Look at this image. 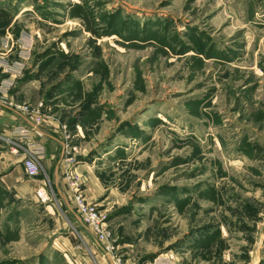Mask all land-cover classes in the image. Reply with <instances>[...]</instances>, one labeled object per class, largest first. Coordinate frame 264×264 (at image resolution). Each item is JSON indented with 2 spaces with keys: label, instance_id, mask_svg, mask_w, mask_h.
<instances>
[{
  "label": "rangeland",
  "instance_id": "1",
  "mask_svg": "<svg viewBox=\"0 0 264 264\" xmlns=\"http://www.w3.org/2000/svg\"><path fill=\"white\" fill-rule=\"evenodd\" d=\"M9 27L34 37L9 98L33 119L1 104L0 264H94L54 167L17 179L15 112L64 141L66 194L106 218L120 264H264V0H0Z\"/></svg>",
  "mask_w": 264,
  "mask_h": 264
},
{
  "label": "crops",
  "instance_id": "2",
  "mask_svg": "<svg viewBox=\"0 0 264 264\" xmlns=\"http://www.w3.org/2000/svg\"><path fill=\"white\" fill-rule=\"evenodd\" d=\"M17 17H18V15H17ZM10 29H13V28H11V27L6 28L5 32L10 31ZM5 32L0 37V51H1L0 57L5 58L4 62H12L14 56H12V54L9 53L10 50H8L7 52H2V51H4L3 46H2V42H3L2 38H3V35L5 34ZM2 55H4V56H2ZM10 111L14 112V110H10L9 108L3 107L0 104L1 114H3L4 112H10ZM15 113H16V115L14 113L11 114L12 119L7 118L10 123H12V121L20 118V120L17 121L16 124L12 126V129L9 133L10 135H12L11 139H13L15 137H19L18 139H20V135L17 132V129L20 126H27V127L29 126V128L30 127L32 128L31 129L32 131H30L28 134L29 136L24 137L27 139V140H25V143L27 146L24 147L25 151L23 152V154H25V152L29 151V149L34 150V148H36L38 146H41V148L44 150V153H43V156L41 159V165L43 164L42 161L44 160L46 168L52 169L54 167V181L56 183V188H57L58 194L60 195L61 200L65 203V205L67 207V211L72 213L75 216V218H66L68 220L67 222H71L72 227L74 226V223H76L77 225L80 226V228L82 230V235H81V232L76 230V229H75L76 231H74V232L80 236L82 243L85 245L84 252L91 256L88 259H91L94 262V264H116L114 256L109 255V254L104 252L102 245L97 241L96 237L90 231V229L83 223L79 214L77 213V210L74 207V204L72 203V200L70 201V199L67 195L70 193V191L68 192L67 184L62 179V177H63L62 175H64L67 172V168H68L66 161H65V158H64V141L59 136L53 135V134H51L45 130H42L40 128V126H37L36 124H34V122H32L27 116H25V114L20 113V112H15ZM38 135H40L42 137L39 138ZM10 153L15 158V161L12 163H16L20 160L22 161L23 156H24L23 154L20 155L19 152L15 153V152H12L11 150H10ZM80 164L81 163H79L76 166V170H77L76 172L83 173L84 170H81L80 167L85 166V164H83V165H80ZM23 167H24L23 164L20 163V170H18V172H17V179L18 180L19 179L22 180V175L24 174V168ZM89 173H91V170H89ZM95 178L98 180L97 177H95ZM96 179H94L92 175H89V178L85 177V180H84L85 184L83 187V193L87 196L88 199H91V200L93 198L95 199L97 196H99L100 193H102L104 190L102 184L99 183ZM35 180H38V179H35ZM28 181L34 182V180H32L30 178H28ZM41 182H42V184L45 183L44 180H41ZM42 184H35V187L32 186V188L33 189L35 188V191H36V189L39 188ZM20 185L21 184H18L17 187H20ZM36 196H37V199L40 200L37 194H36ZM49 207L53 208V206H51V205ZM52 213L55 215V217L53 219L55 220L56 223H58L59 218L57 217V213L55 212V210ZM73 228H75V226ZM74 232H72V233H74ZM83 244H79L76 247L74 246L73 248L70 247L68 250H66L65 255L69 256L70 250H71V254H74L76 251L78 253H80L79 252L80 249H82L84 247ZM73 249H74V252L72 251ZM72 260H74V261H72V264H78V260L76 258H73ZM170 262L172 264H176L173 256H168V255L162 254V255H158V256L154 257L153 259L145 262L144 264H169ZM85 264H91L90 260H85Z\"/></svg>",
  "mask_w": 264,
  "mask_h": 264
},
{
  "label": "built area",
  "instance_id": "3",
  "mask_svg": "<svg viewBox=\"0 0 264 264\" xmlns=\"http://www.w3.org/2000/svg\"><path fill=\"white\" fill-rule=\"evenodd\" d=\"M2 39L3 49L10 48L9 50L14 51L13 47L17 46L19 48V53L18 58L12 62H4L5 58L0 57V71L6 74V77L0 79V104L4 105L5 103H8L11 107H14L16 111L25 112L30 118H32L33 114H31L32 111L29 104H15L14 102L9 101V98L15 78H17L26 67L34 37L25 31H22L17 35L10 30L5 32ZM36 123L39 124L38 121H36ZM21 132L28 135L30 130L22 129ZM43 153L44 150L41 146L34 148V150L29 149V151L25 153L26 156L23 158V166L28 178L35 179L39 175ZM65 161L69 169L74 160L73 158H66ZM37 195L42 202L50 200L45 183L37 189ZM75 204L81 220L102 245L104 252L113 255L116 264H120V261L116 259L114 254V243L106 218H102L101 214L96 210V207L91 202H88L81 192L75 194ZM169 264L172 263L170 262Z\"/></svg>",
  "mask_w": 264,
  "mask_h": 264
}]
</instances>
